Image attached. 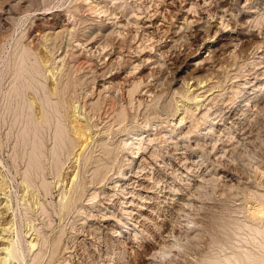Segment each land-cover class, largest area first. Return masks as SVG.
<instances>
[{"label":"rangeland","instance_id":"rangeland-1","mask_svg":"<svg viewBox=\"0 0 264 264\" xmlns=\"http://www.w3.org/2000/svg\"><path fill=\"white\" fill-rule=\"evenodd\" d=\"M0 15L1 264H264V0Z\"/></svg>","mask_w":264,"mask_h":264},{"label":"bare ground","instance_id":"bare-ground-1","mask_svg":"<svg viewBox=\"0 0 264 264\" xmlns=\"http://www.w3.org/2000/svg\"><path fill=\"white\" fill-rule=\"evenodd\" d=\"M53 1H54V0H53ZM28 3H29V2H28ZM45 8H46V7H45ZM257 8H258V7H257ZM253 11H254V10H251V12H253ZM5 12H6V11H5ZM39 12H40V11H39ZM8 13H9V10H8ZM8 13H7V14H6V13H3V14L8 15ZM84 13H85V12H84ZM70 14H71V13H70ZM44 15H45V14H44ZM3 16H4V15H2V17H3ZM46 16H47V15H46ZM61 16H62V15H61ZM0 17H1V15H0ZM2 17H1V18H2ZM11 17H12V16H11ZM49 17H50V16H49ZM43 18H44V17H43ZM60 18H61V17H60ZM108 18H109V17H108ZM3 19H5V18H3ZM46 19H49V18L47 17ZM63 19H64V18H63ZM69 19H70V18H69ZM78 19H79V18H78ZM1 20H2V19H1ZM80 21H81V20H80ZM56 22H57V20H54V21H53V23H56ZM59 22H61V21L59 20ZM62 22H63V20H62ZM62 22H61V23H62ZM66 22H67V21H66ZM63 23H64V22H63ZM92 23H93V22H92ZM96 23H97V22H96ZM39 24H40V23H39ZM49 24H50V23H49ZM54 25H55V24H54ZM63 25H64V24H63ZM65 25H66V24H65ZM61 26H62V25H61ZM63 27H64V30H65V28L67 27V25H66V27H65V26H62V28H63ZM91 27H92V26H91ZM36 28H37V27H36ZM39 29H40V28H39ZM41 29H42V28H41ZM60 30H61V29H59L58 31L60 32ZM55 31H56V30H55ZM61 31H62V30H61ZM65 31H66V30H65ZM196 31H197V30H196ZM63 32H64V31H63ZM67 32H68V30H67ZM165 32H166V31H165ZM167 32H168V30H167ZM30 34H31V33H30ZM174 34H175V33H174ZM103 35H104V34H103ZM192 35H193V34H192ZM34 36H35V35H34ZM34 36H33V37H34ZM29 37H30V36H29ZM39 37H40V36H39ZM73 37H74V36H73ZM153 37H154V36H153ZM49 38H50V37H49ZM30 40H31V39H30ZM52 40H53V39H52ZM189 42H190V41H189ZM225 44H226V43H225ZM108 46H109V45H108ZM103 47H104V46H103ZM233 47H234V46H233ZM104 48H105V47H104ZM104 48H103V49H104ZM71 49H72V48H71ZM54 50H55V49H54ZM66 50H67V49H66ZM69 50H70V49H69ZM125 50H126V49H125ZM27 52H28V50H27ZM70 52H71V51H70ZM224 52H225V51H224ZM230 52H231V51H230ZM221 53H222V52H221ZM58 56H59V55H58ZM68 56H70V55H68ZM129 56H130V55H129ZM62 57H63V56H62ZM62 57H59V58H62ZM116 57H117V56H116ZM215 57H216V56H215ZM217 57H218V56H217ZM27 58H28V57H27ZM63 58H65V57H63ZM63 58H62V59H63ZM109 58H110V57H109ZM62 59H61V60H62ZM62 61H63V60H62ZM207 61H210V59L207 60ZM215 61H216V60H215ZM215 61H214V62H215ZM76 62H77V61H76ZM21 64H22V63H21ZM106 64H107V63H106ZM20 67H21V65H20ZM36 67H37V66H36ZM23 68H24V67H23ZM38 68H39V67H38ZM38 68H37V69H38ZM34 69H35V68H34ZM18 78H19V77H18ZM14 79H16V78H14ZM96 79H97V78H96ZM138 79H139V78H138ZM124 80H126V79H124ZM140 80H141V79H139V82H140ZM26 81H27V80H26ZM127 81H128V79H127ZM203 81H204V80H203ZM14 82H15V81H14ZM108 82H110V80H109ZM139 82H136V83L139 84ZM121 83H122V82H121ZM125 83H126V82H125ZM127 83H128V82H127ZM26 84H27V83H26ZM198 84H199V83H198ZM200 84H201V81H200ZM200 84H199V85H200ZM239 84H240V83H239ZM50 85H51V84H50ZM56 85H57V84H56ZM63 85H64V84H63ZM119 85H120V84H119ZM123 85H124V84H123ZM139 85H140V84H139ZM199 85H197V86H199ZM206 85H207V84H206ZM211 85H212V84H211ZM52 86H53V84H52ZM133 86H134V88H136V84H135V82H134ZM203 86H204V85H203ZM12 87H13V86H12ZM124 87H125V86H124ZM130 87H131V86H130ZM137 87H139V86L137 85ZM13 88H14V87H13ZM56 88H57V86H56ZM209 88H210V87H209ZM261 88H262V87H261ZM41 89H42V88H41ZM52 89H53V88H52ZM52 89H51V90H52ZM58 89H59V88H58ZM63 89H64V88H63ZM129 89H132V87L129 88ZM129 89H128V90H129ZM136 89H137V88H136ZM138 89H139V88H138ZM196 89H197V88H196ZM200 89H201V88H200ZM18 90H19V89H18ZM133 90H134V89H133ZM197 90H199V89H197ZM20 91H21V90H20ZM54 91H56V90L54 89ZM129 91L131 92L132 90H129ZM202 91H203V90H202ZM207 91H208V90H207ZM207 91H205V93H206ZM21 92H22V91H21ZM46 92H47V89H46ZM48 92H49V95H48ZM48 92H47V95L50 96V93H52L53 91H52V92H51V91H48ZM132 92H133V91H132ZM17 93H18V92H17ZM55 93H57V92H54V95L56 96ZM71 93H72V92H71ZM128 93H129V92H128ZM9 94H10V93H9ZM59 94H60V93H59ZM72 94H73V93H72ZM130 94H131V93H129V95H130ZM135 94H136V93H135ZM199 94H200V93H199ZM199 94H198V92H197V94H195L194 96H193V93H192V95H191V94H189V95H191V97H195L194 99H196V97H197V98L199 97ZM203 94H204V93L202 92V95H203ZM131 95L133 96V93H132ZM57 96H58V95H57ZM57 96H56V97H57ZM60 96H61V95H60ZM204 96H205V95H204ZM19 97H20V96H19ZM24 97H25V96H24ZM43 97H44V96H43ZM50 97H51V96H50ZM47 98H49V97H46V99H47ZM189 98H190V97H189ZM23 99H24V98H23ZM46 99H45V101H48V100H49V99H47V100H46ZM50 99H51V98H50ZM58 99H59V97H58ZM131 99H132V98H131ZM199 99H200V98H199ZM28 100H29V99H28ZM59 100H60V99H59ZM63 100H64V97H63ZM70 100H71V99H70ZM127 100H128V99H127ZM140 100H141V97H140L139 101H140ZM35 101H36V100H35ZM49 101H50V100H49ZM49 101L46 102V103H49ZM55 102H56V101H55ZM58 102H59V101H58ZM36 104H37V103H36ZM57 104H58V103H57ZM95 104H96V103H95ZM95 104H94V105H95ZM120 104H121V103H120ZM16 105H17V104H16ZM110 105H111V104H110ZM72 106H73V105H72ZM196 106H197V105H196ZM23 107H24V106H23ZM57 107H58V106H57ZM147 107H148V106H147ZM147 107H146V108H147ZM119 108H120V107H119ZM122 108H123V106H122ZM28 109H29V108H28ZM73 109H74V108H73ZM117 109H118V108H117ZM37 110H38V109H37ZM37 110H36V111H37ZM81 110H82V109H81ZM191 110H192V109H191ZM194 110H195V109H194ZM114 112H115V111H114ZM202 112H203V111H202ZM65 113H66V112H65ZM120 113H121V112H120ZM120 113H119V115H120ZM183 113H184V112H183ZM189 113H190V112H189ZM219 113H220V112H219ZM26 114H27V113H26ZM122 114H123V113H122ZM228 114H229V113H228ZM18 115H19V114H18ZM18 115H17V116H18ZM38 115H39V114H38ZM44 115H45V114H44ZM75 115H76V114H75ZM112 115H113V114H112ZM110 116H111V115H110ZM120 116H121V115H120ZM118 117H119V116H118ZM122 117H123V115H122ZM183 117H184V116H183ZM183 117H182V118H183ZM43 118H44V117H43ZM55 118H56V117H55ZM234 118H235V117H234ZM14 119H15V118H14ZM45 119H46V118H45ZM69 119H70V118H69ZM69 119H68V120H69ZM100 119H101V117H100ZM180 120H181V119H180ZM14 121H15V120H14ZM118 121H119V120H118ZM182 121H183V119H182ZM21 122H22V121H21ZM26 122H27V121H26ZM44 122H45V120H44ZM46 122H47V121H46ZM108 122H109V121H108ZM60 123H63V122H60ZM116 123H117V122H116ZM56 124H57V123H56ZM24 125H25V124H24ZM64 125H65V124H64ZM73 125H74V124H73ZM37 126H38V125H37ZM41 126H42V125H41ZM74 126H75V125H74ZM192 126H193V125H192ZM28 127H29V126H28ZM42 127H43V126H42ZM58 127L60 128V126H58ZM61 127H62V126H61ZM23 128H24V127H23ZM59 128H58V129H59ZM88 128H89V127H88ZM25 129H26V128H25ZM43 129H44V128H43ZM61 129H63V127H62ZM61 129H59V131L62 132ZM65 129H66V128H65ZM80 129H81V128H80ZM90 129H91V128H89V129H87V130L89 131ZM93 129H94V128H93ZM108 129H109V128H108ZM31 130H32V129H31ZM85 130H86V129H85ZM85 130H84V131H85ZM87 130H86V131H87ZM34 131H37V130L34 129ZM73 131H74V130H73ZM86 131H85V133L87 134ZM101 131H102V130H101ZM39 132H41V131H39ZM65 132H66V131H65ZM82 132H83V130H82ZM82 132H81V133H82ZM56 133H57V132H56ZM59 133H60V132H59ZM25 134H26V133H25ZM27 134H28V132H27ZM35 134H36V132H35ZM61 134H64V133H61ZM61 134H59V135H61ZM81 135H82V134H81ZM81 135H80V136H81ZM83 135H84V134H83ZM83 135H82V136H83ZM87 135H89V134H87ZM35 136H36V135H35ZM37 136H38V135H37ZM55 136H56V135H55ZM61 136H62V135H61ZM65 136H66V135H65ZM65 136H64V137H65ZM85 136H86V135H84V137H85ZM137 136H138V135H137ZM56 137H57V136H56ZM62 137H63V136H62ZM64 137H63L62 140H65L66 137H65V138H64ZM58 138H59V137H58ZM60 138H61V137H60ZM60 138H59V139H60ZM88 138H90V137L88 136L87 139H88ZM134 138H138V139H139V136H138V137H134ZM166 138H167V137H166ZM32 139L34 140V138H32ZM38 139H39V138H38ZM71 139H72V138H71ZM83 140H84V139H83ZM85 140H86V138H85ZM140 140H142V139L140 138ZM143 140H144V138H143ZM171 140H172V139H171ZM132 141H133V140H132ZM137 141H138V140H137ZM145 141H146V140H145ZM39 142H40V141H39ZM85 142H86V141H85ZM135 142H136V141H135ZM142 142H143V141H142ZM55 143H56V142H55ZM57 143H59V140L57 141ZM60 143H61V142H60ZM62 143H63V142H62ZM62 143L60 144V146L62 145ZM124 143H125V141H124ZM132 143H134V142H132ZM129 144H130V142H129ZM135 144H136V143H135ZM138 144H139V141H138ZM138 144H137V145H138ZM140 144H141V141H140ZM140 144H139V145H140ZM31 145H32V144H31ZM102 145H103V144H102ZM127 145H128V144H127ZM127 145H124V146H127ZM142 145H143V144H142ZM144 145H145V144H144ZM57 146L59 147V144H57ZM57 146H56V147H57ZM103 146H104V145H103ZM206 146H207V145H206ZM110 147H111V146H110ZM142 147L145 148V146H142ZM52 148H53V147H52ZM59 148H60V147H59ZM139 148H140V146H139ZM146 148H147V146H146ZM206 148H207V147H206ZM38 149H39V148H38ZM57 149H58V148H57ZM141 149H142V148H141ZM35 150H36V149H34V151H35ZM54 150H55V147H54ZM34 151H33V153H34ZM36 151H37V150H36ZM36 151H35V152H36ZM152 151H153V150H152ZM31 152H32V151H31ZM51 152H52V151H51ZM153 152H154V151H153ZM33 153H32V157H33ZM35 154H36V156H35ZM35 154H34V156L36 157V159H34L35 157L32 158V160L34 159V161H36V160L38 159L37 156H39V155H37V154H38L37 152H36ZM40 154H41V153H40ZM42 154H43V153H42ZM108 154H109V153H108ZM28 155H29V153H28ZM155 155H156V154H155ZM56 156H57V155H56ZM156 156H157V155H156ZM58 158H60V157H58ZM30 159H31V158H30ZM56 159H57V158H56ZM38 161H39V159H38ZM38 161H37V162H38ZM98 162H99V161H97V163H98ZM110 162H111V161H110ZM29 163H30V162H29ZM35 163H36V162H35ZM54 163H55V162H54ZM104 163H105V162H104ZM93 164H94V163H93ZM34 165H37V166H38V163H36V164H34ZM104 165H105V164H104ZM41 166H42V165H41ZM26 167H27V166H26ZM98 167H99V166H98ZM98 167H97V168H98ZM102 167H103V165H102ZM36 168H38V167H36ZM97 168H96V171H97ZM28 170H29V169H28ZM34 170H35V169H34ZM99 170L102 171V168L99 169ZM96 171H94V172H96ZM106 171H107V169H106ZM26 172H27V171H26ZM100 173H101V172H100ZM100 173H99V174H98V173H95V174H94L93 177L95 178V180H98V181H99V180H103V179L105 178V175H106V174H105V175H102V174H100ZM103 173H104V172H103ZM136 173H137V172H136ZM141 173H142V172H141ZM141 173H140V174H141ZM138 174H139V173H138ZM174 174H175V173H174ZM100 175H102V176H101L100 178H98ZM261 175H262V174H261ZM74 176H75V175H74ZM136 176H137L139 179L134 180L133 182H134V183H135V182H139L138 184L141 186L140 189L145 190V191H147V192H150V191H151V188H150V190H149V188L147 189V186H144L143 183H142L143 180H145V179H147V178L144 177V176H141V175H136ZM29 179H30V178H29ZM31 180H32V179H31ZM141 180H142V181H141ZM154 180H155V179H154ZM205 180H206V179H205ZM92 181H93V180H92ZM92 181H91V182H92ZM43 183H44V182H43ZM260 183H261V182H260ZM45 184H46V183H45ZM129 185H130V184H129ZM143 186L146 187V188H144ZM45 187H46V186H45ZM119 188H120V187H119ZM123 189H124V188H123ZM131 190H132V189H131ZM131 190H130V192H131ZM259 190H260V189H259ZM114 191H115V190H114ZM123 191H124V190H123ZM123 191H122V192H123ZM262 191H263V190H262ZM108 193H109V192H108ZM116 193H117V192H116ZM116 193H115V194H116ZM111 195H112V194H111ZM139 195H140V194H139ZM143 195H144V194H143ZM113 196H114V193H113ZM146 196H147V195H146ZM146 196H145V197H146ZM150 197H151V196H150ZM141 198H142V197H140V199H141ZM152 199H153V198H152ZM121 200H122V199H121ZM127 200H128V199H127ZM127 200H122V201H120V202H122L123 204H125V205H124V206H125V210H124V212H126V214L129 216V215L133 212V209L126 208V207H128L129 205H131V204H130L131 199H129V201H130V202H128L129 205H128V203H126ZM133 203H134V202H133ZM126 204H127V205H126ZM257 207H258V206H257ZM255 211H256V210H255ZM255 211H252V213L255 214V213H256ZM112 214H113V213H112ZM115 214H116V213H115ZM251 215H252V214H251ZM251 215H250V216H251ZM102 216H103V215H102ZM257 230H259V229L257 228ZM257 230H256V231H257ZM18 239H19V238H18ZM18 239H17V240L14 239L13 241H19ZM24 240H25V239H24ZM20 241H21V240H20ZM11 242H12V241H11ZM12 243H14V242H12ZM15 243H17V242H15ZM19 243H20V242H19ZM22 243H23V242H22ZM35 244H36V243L31 242V243H30V246L33 247V246H35ZM21 245H22V244H21ZM19 246H20V245H19ZM10 247H11V244H10ZM20 247H24V246L22 245V246H20ZM161 249H162V248H161ZM163 249H164V250H163ZM163 249H162V250H163L162 253H164V254H165V252H168V250H169V249L167 250V249H165V248H163ZM159 250H160V249H159ZM21 253H22V252H21ZM21 253H20L19 249L17 248L16 244H14V247H11V248L9 249V251L7 252V255H8V258H9V257H10V258L12 257L13 259H15V258H20L21 256H23ZM162 255H163V254H162ZM37 256H38V255H37ZM10 258H9V259H10ZM21 258H22V257H21ZM21 258H20V260H21ZM246 258H247V256H246ZM248 258H249V257H248ZM250 259H251V258H250ZM252 259H253V260H251V261H250V260H247L248 263H249V264H256L257 261L254 260L255 258H252ZM0 260H1V259H0ZM18 260H19V259H18ZM260 260H261V259H260ZM22 261H23V259H22ZM1 263H2V262H1ZM1 263H0V264H1ZM149 264H150V263H149Z\"/></svg>","mask_w":264,"mask_h":264}]
</instances>
